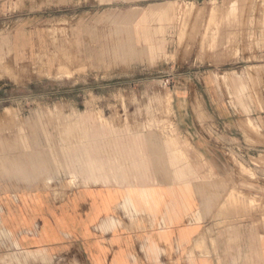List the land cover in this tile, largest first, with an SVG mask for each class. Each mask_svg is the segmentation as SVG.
Here are the masks:
<instances>
[{"label":"rangeland","instance_id":"rangeland-1","mask_svg":"<svg viewBox=\"0 0 264 264\" xmlns=\"http://www.w3.org/2000/svg\"><path fill=\"white\" fill-rule=\"evenodd\" d=\"M155 9L165 13L147 27L158 47L151 56L136 51L147 42L133 27ZM180 94L201 119L215 113L221 130L229 120L236 146L252 144L251 161L235 156L239 176L263 187L264 0H0V183L9 181L14 144L23 187L124 181L141 173L150 156L137 152L147 145L180 161L178 148L190 145L174 119ZM205 133L211 138V121ZM74 147L90 153L89 169H34L67 167ZM250 204L264 222L263 198L251 195ZM0 264H23V251L0 253Z\"/></svg>","mask_w":264,"mask_h":264},{"label":"crops","instance_id":"crops-1","mask_svg":"<svg viewBox=\"0 0 264 264\" xmlns=\"http://www.w3.org/2000/svg\"><path fill=\"white\" fill-rule=\"evenodd\" d=\"M164 13L139 14L133 33L147 45L136 51L157 53L147 27ZM177 96L178 137L190 143L178 150L186 158L176 161L168 157L172 151L160 146L139 147L138 154L150 157L139 164L141 173L124 181L23 187V150L14 144L6 168L9 181L0 183V253L23 251V264H264L262 213L250 204L251 195L264 203V183L257 189L245 177L242 182L235 158L243 155L251 161L252 144L236 146L229 120L223 121L229 130H221L215 113L201 119L191 96ZM209 121L211 138L205 133ZM77 133L68 131L66 137H80ZM66 154L67 167L34 169H89L85 148ZM0 166L5 168L6 162Z\"/></svg>","mask_w":264,"mask_h":264}]
</instances>
